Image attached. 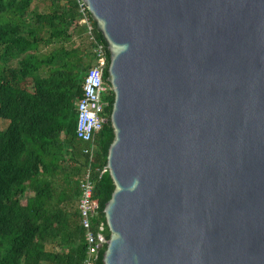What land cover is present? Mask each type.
Segmentation results:
<instances>
[{"label": "water", "instance_id": "1", "mask_svg": "<svg viewBox=\"0 0 264 264\" xmlns=\"http://www.w3.org/2000/svg\"><path fill=\"white\" fill-rule=\"evenodd\" d=\"M108 53L101 264H264V0H82Z\"/></svg>", "mask_w": 264, "mask_h": 264}, {"label": "trees", "instance_id": "2", "mask_svg": "<svg viewBox=\"0 0 264 264\" xmlns=\"http://www.w3.org/2000/svg\"><path fill=\"white\" fill-rule=\"evenodd\" d=\"M93 33L104 48L108 87V53ZM92 62L74 0H0V118L7 120L0 129V264L82 263L76 201L87 165L97 213L90 222L104 224L113 189L102 171L112 138L109 89L90 161L75 136L76 103Z\"/></svg>", "mask_w": 264, "mask_h": 264}, {"label": "built area", "instance_id": "3", "mask_svg": "<svg viewBox=\"0 0 264 264\" xmlns=\"http://www.w3.org/2000/svg\"><path fill=\"white\" fill-rule=\"evenodd\" d=\"M81 18L83 33L86 42L90 45L93 62L84 73L81 82V95L76 103L75 136L87 144L82 153L91 160L93 153V140L100 130L103 110V97L109 89L103 83V71L105 67V53L101 42L94 36V24L91 20L85 4L82 0H74ZM104 171V169L102 170ZM92 182L89 178V166L87 165L80 175L79 195L76 207L79 213V223L83 229L84 258L81 264H94L98 252L105 243L103 230L105 223L91 224L90 218L96 217L90 199L92 194Z\"/></svg>", "mask_w": 264, "mask_h": 264}, {"label": "rangeland", "instance_id": "4", "mask_svg": "<svg viewBox=\"0 0 264 264\" xmlns=\"http://www.w3.org/2000/svg\"><path fill=\"white\" fill-rule=\"evenodd\" d=\"M39 10V6L36 7ZM85 42V41H84ZM7 123V120L0 118V129H3Z\"/></svg>", "mask_w": 264, "mask_h": 264}]
</instances>
